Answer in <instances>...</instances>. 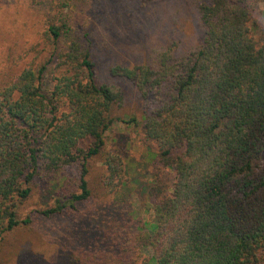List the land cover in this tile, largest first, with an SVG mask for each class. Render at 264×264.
<instances>
[{
	"label": "trees",
	"instance_id": "16d2710c",
	"mask_svg": "<svg viewBox=\"0 0 264 264\" xmlns=\"http://www.w3.org/2000/svg\"><path fill=\"white\" fill-rule=\"evenodd\" d=\"M253 3H202L205 35L199 47L178 54L168 49L152 63L109 69L110 76L132 83L156 107L141 125L144 139L158 147L148 190L156 222L125 239L123 247L116 240L119 233L108 228L105 235L95 226L91 236L75 232L86 219L79 218L78 204L92 195L87 180L92 159L104 155L109 194L127 182L123 158L106 150V133L122 121L125 95L99 81L90 46L73 36L70 4L50 3L44 47L33 45L32 61L0 86V264H136L139 248L151 250L153 264L260 262L264 41L253 30L264 33V11L255 15ZM131 122L139 125L135 118ZM75 164L81 166V193L67 205L40 211L45 221L65 222L50 228L49 235L44 229L37 234L35 219L22 218L20 210L40 167L53 174ZM167 169L175 174L172 183ZM114 218L122 223L120 215ZM54 232L57 252L46 257L42 252ZM19 235H31L45 247L19 255L15 263L3 258L7 246L16 252ZM19 245L28 247L27 240Z\"/></svg>",
	"mask_w": 264,
	"mask_h": 264
},
{
	"label": "rangeland",
	"instance_id": "374dc122",
	"mask_svg": "<svg viewBox=\"0 0 264 264\" xmlns=\"http://www.w3.org/2000/svg\"><path fill=\"white\" fill-rule=\"evenodd\" d=\"M52 1L0 0V86L5 78L18 75L32 61L33 45L39 43L44 47L45 12ZM65 1L70 4L66 12L74 24L73 36H80L90 46L99 81L116 85L125 95L124 107L119 112L122 121H116L106 133V150L123 158L127 182L109 194L104 184L107 174L104 155L92 159L87 176L92 195L88 202L78 204L79 218L86 216V219L80 222L82 226L78 224L75 233L86 231L90 235L98 227L96 231L105 235L108 228L119 233L116 240L122 241L119 246L123 247L127 243L125 239H132L141 228L145 231L156 222L148 190L155 180L158 147L144 139L141 127L144 116L156 107L151 101H144L132 83L110 76L109 69L152 63L157 53L168 49L178 54L199 47L205 35L199 7L211 0ZM253 8L255 15L264 11V0H254ZM253 33L256 39L264 41L261 28L255 27ZM132 118L139 125L131 122ZM165 174L169 182L175 180L171 170H165ZM80 181L78 164L53 174L46 173L41 166L32 184V195L21 206V217L30 215L35 219L37 234L40 229L47 233L50 228L57 229L65 221L60 218L45 221L38 213L69 204L73 194L81 193ZM115 214L122 217V223L114 221ZM56 235V232L50 235V242L45 245L48 248L42 252L44 256L57 252ZM26 240L28 247L19 245ZM15 241L16 252L7 246L2 253L3 258L11 257L13 263L19 255L45 247L31 235H19ZM151 255L148 248H139L136 264H153L149 261ZM258 264H264V253Z\"/></svg>",
	"mask_w": 264,
	"mask_h": 264
}]
</instances>
